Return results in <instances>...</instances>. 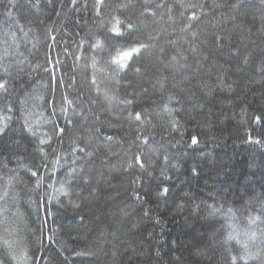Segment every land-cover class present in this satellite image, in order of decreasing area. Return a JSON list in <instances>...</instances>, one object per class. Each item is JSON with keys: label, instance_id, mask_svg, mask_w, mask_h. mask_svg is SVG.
I'll return each instance as SVG.
<instances>
[{"label": "trees", "instance_id": "trees-1", "mask_svg": "<svg viewBox=\"0 0 264 264\" xmlns=\"http://www.w3.org/2000/svg\"><path fill=\"white\" fill-rule=\"evenodd\" d=\"M93 2L78 0L79 12L71 7V0H16L13 9L25 30L33 29L21 49L27 57L19 66L23 70L13 68V76H19L15 90L7 99L0 98V108L9 100L13 108L8 113L12 116L9 128L0 135V174L17 178L23 214L18 221L20 235L39 264H208L196 255V248L218 238L215 230L222 221L208 215L207 205L243 210L250 197L264 191V147L249 142L246 131L255 128L254 115L264 114V75L260 72L264 3L239 0L234 8L238 0H215L220 7H213L214 0H200L207 8L191 31L163 36L137 58L123 75L120 94L139 92L143 85L149 91L138 103L151 110L152 100L158 98V93L153 95L155 69L151 65L170 58L172 40L187 48L185 41L193 42V33L199 36L200 52H188L187 61H182L187 64L184 75L190 79L181 76L175 87L168 85L176 96L170 105L175 111L154 121L158 128L151 147L156 152L144 150L149 166L117 172L113 165L122 164L138 149L125 135L127 125L118 126V113L101 112L100 105L87 112V91L79 68L83 59H76L81 55V39L95 31ZM37 3L39 8L32 6ZM8 6V0H0V19ZM181 26L177 18L169 32ZM215 35L225 37L222 46H217ZM86 49L87 45L84 55ZM233 49H239L240 54ZM141 65L150 70L142 67L141 73H136L135 67ZM209 88L214 91L209 93ZM82 91L83 102L77 100ZM64 95L78 105L76 114L71 109L67 114L60 111ZM21 99H27V104L21 105ZM22 108L34 113L31 121L43 112L64 127L65 133L60 137L53 132V125L41 123L38 137H33L24 127ZM81 109L87 113V122L80 116ZM172 120L178 122L174 128ZM88 128L101 129L99 150L83 172L77 168L70 176L73 142L80 143ZM43 133L52 139L40 145ZM251 135L264 139L261 130L251 131ZM106 136L113 139L107 141ZM193 136L198 140L195 145ZM61 154L60 163L54 164ZM165 155L169 179L161 175ZM61 184L67 195L58 191ZM164 187L169 188L166 195L161 194ZM134 192L143 199H137ZM0 259L9 264L3 251Z\"/></svg>", "mask_w": 264, "mask_h": 264}, {"label": "snow or ice", "instance_id": "snow-or-ice-1", "mask_svg": "<svg viewBox=\"0 0 264 264\" xmlns=\"http://www.w3.org/2000/svg\"><path fill=\"white\" fill-rule=\"evenodd\" d=\"M261 2L264 3V0ZM77 4L78 0H71V7L79 12L80 8L77 7ZM8 5L3 14L4 18L0 19V98L5 99L15 90L16 80L19 79V76H13V68L23 70L19 66L27 60V57L24 56L21 49L28 43L29 34L33 31L31 27L25 30L24 25L13 15V9L17 7L16 0H8ZM32 6L39 8V3ZM83 6L87 7V4L85 3ZM220 6L214 0L213 7ZM238 6L239 0L237 4L232 5L234 8ZM206 8L207 5L201 3L200 0H94L92 25L95 31L81 39L78 45L81 55L76 57L77 61L83 59L79 68L84 88L87 91V112H92L93 106L100 105L101 112L118 113L120 121L118 126L127 125L128 130L125 135L131 138L130 144L135 145L138 149L126 156L122 164L113 165L114 171H128L135 168L145 170L149 166L150 162H146L144 158V150L156 152V149L151 147V141L155 139L158 128L154 121L171 116L175 111L170 105L176 100V96L175 93L168 90V85L172 83L175 87L181 76L184 80L190 79L189 76L184 75L187 64L183 62L188 59L186 53L197 54L200 52L201 49L197 43L199 41L198 34H192L193 42L185 41L188 43L187 48L172 40L173 54L170 58L167 61L158 60L151 65V68L155 69L152 73L155 77L152 84L155 90L153 95L158 93V98L152 100L151 110L138 103L139 98L148 94L149 91L143 85L139 86V92L124 96L120 94L123 75L132 68L138 57L152 49L153 42L159 41L163 36H171L177 31L184 34L191 31L194 23L201 19ZM177 18L182 26L179 29L172 27L170 33L169 27L177 23ZM51 39L54 41L55 37H51ZM224 39L225 37L221 35H215L217 46H222ZM85 45H87V55H84ZM233 52L236 55L240 54L239 49H233ZM21 57L23 59H20ZM204 59H207V56ZM244 61L248 62L247 56L244 57ZM48 62L52 63L50 58ZM55 63L58 64L59 61L57 60ZM142 67L144 66H137L134 71L139 74ZM47 70L45 69V71ZM144 70L149 71L150 69L144 67ZM260 72L264 75V62L261 63ZM53 79H55L54 76ZM59 83L62 84L63 80L61 79ZM73 83H75V78H73ZM71 86L69 85V87ZM212 91L214 89L209 88V93ZM83 96L84 92L82 91L77 100L83 102ZM63 101L67 107L62 105L60 111L67 114L71 109L72 113L76 114L78 106L76 102L69 99L67 95L63 96ZM27 102V99L20 101L21 105H25ZM12 111L10 100L5 103L3 108H0V135H4L9 128L12 116L8 113ZM22 112H24L23 108ZM33 115L34 113L31 111L24 112V127L33 137H38L37 129L41 123L53 125V132L60 137L65 133L64 127H60L55 119L45 117L43 112L39 113L35 121H31L30 118ZM51 115L55 116V108ZM80 116L87 122L88 116L84 109H81ZM97 118L99 117L97 116ZM65 119L69 125H72V120L68 119L67 115H65ZM177 123L175 120L171 121L173 128ZM252 124L255 125V128L246 130L249 142L264 147V139L259 136L253 139L251 135V131H264V114L254 115ZM108 126L115 127L117 125L109 124ZM86 131L88 135L80 143L73 142L71 167L68 168L70 176L77 171V168L83 172L85 165L93 160L99 150L98 139L101 129L95 128L93 131L88 128ZM51 139V135L43 133V136L39 138V144L49 143ZM105 139L111 141L113 137L106 136ZM197 143V137L193 136L192 144ZM40 151H43V148ZM109 155L118 156V153H109ZM62 157L63 154L58 156L54 164H59ZM163 160L161 175L164 179H169L165 175L169 158L165 155ZM28 170L33 176H37V172ZM192 171L195 173L196 169L193 168ZM84 179L87 183L88 177ZM16 184L15 176L0 174V251L6 253L9 264H39L38 260L30 255L26 243L20 235L18 221L23 219V214L19 208L21 194L16 191ZM37 187H39V182ZM58 191L65 195L68 194L63 184ZM92 191L95 192L96 189L93 188ZM168 192L169 188L164 187L161 194L166 195ZM134 196L137 199H143L139 192H134ZM207 210L210 217H219L222 222L215 230L218 238L209 241L206 246H197V256L204 258L208 264H264V191L250 197L243 210L234 209L231 206L225 208L223 204L219 206L216 204L207 205ZM171 243L175 245L176 241L173 240ZM217 253H219V260L216 259ZM159 254V249H157V255ZM0 264H5L4 259H0Z\"/></svg>", "mask_w": 264, "mask_h": 264}]
</instances>
